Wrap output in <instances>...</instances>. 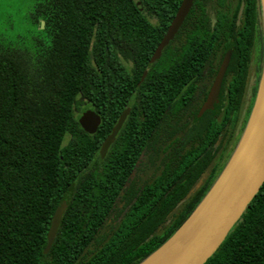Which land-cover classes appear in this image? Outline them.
I'll use <instances>...</instances> for the list:
<instances>
[{"label":"trees","instance_id":"16d2710c","mask_svg":"<svg viewBox=\"0 0 264 264\" xmlns=\"http://www.w3.org/2000/svg\"><path fill=\"white\" fill-rule=\"evenodd\" d=\"M133 7L132 0H37L35 11L55 34L42 62L33 66L22 51L0 52V264H140L192 213L236 148L262 72L261 9L262 61L246 107L248 80L239 67L246 76L249 53L241 66L239 58L254 10L238 35L231 22L237 48L230 68L239 77L227 82L221 109L184 124L183 135L168 141L161 86L139 81V72L115 57L114 45L129 43ZM223 33L214 39L226 42ZM183 83L172 105L190 99L192 82ZM87 103L101 115L91 132L77 121ZM130 103L101 158L102 140ZM66 193L47 247L51 217ZM203 264H264V182Z\"/></svg>","mask_w":264,"mask_h":264},{"label":"flooded vegetation","instance_id":"af4514ba","mask_svg":"<svg viewBox=\"0 0 264 264\" xmlns=\"http://www.w3.org/2000/svg\"><path fill=\"white\" fill-rule=\"evenodd\" d=\"M182 1L132 0L134 7L129 11L132 24L129 43L113 47L115 57L127 67L129 72L133 74L139 72V81L147 80L149 87L154 85L152 88L161 86L168 104L163 110L160 124L166 128L164 134L168 141L183 135L184 124L190 127L193 123H199L208 113L221 109V97L227 92V82L239 77L235 75V69L230 68L232 56L237 48L235 41H231L229 37L230 25L233 22L237 34L249 24V21L245 22V16L250 15L253 10L256 12V21L250 34V42L246 47H242V56L239 58L241 66L249 53V68L246 76L245 68L239 67L242 71L241 75L244 74L242 76L248 80V83L251 79L252 83L255 80L257 66L259 61H262L260 0H191L173 35L162 47L159 55L152 58ZM247 26L251 29V25ZM216 31L224 32L223 38L225 37L226 42L220 41L219 38L214 39ZM227 49H230L231 53L216 100L211 107L201 110ZM139 65L143 66L139 67ZM186 79L192 82L190 99L184 105L181 100L178 106L172 105V102L182 95L183 81ZM246 92L245 107L249 99H246ZM134 94L131 97H134ZM127 106H129L128 116L131 112V103L125 107ZM99 116L101 122V115Z\"/></svg>","mask_w":264,"mask_h":264},{"label":"water","instance_id":"95a60500","mask_svg":"<svg viewBox=\"0 0 264 264\" xmlns=\"http://www.w3.org/2000/svg\"><path fill=\"white\" fill-rule=\"evenodd\" d=\"M191 0H183L167 32L157 45L153 57L177 29ZM264 30V0H260ZM227 49L211 89L201 108L211 107L216 100L222 75L230 57ZM129 112V106L119 114L110 132L102 140L98 153L103 158L114 142ZM77 121L86 132L96 129L100 116L91 103L83 106ZM264 182V60L253 108L245 130L228 162L215 182L180 227L140 264H203L218 248L230 229L240 219L248 203ZM199 217L179 235V231L194 213L209 200ZM69 195L64 194L57 203L47 234V247L57 232L61 216L67 206ZM178 235V236H177Z\"/></svg>","mask_w":264,"mask_h":264},{"label":"rangeland","instance_id":"374dc122","mask_svg":"<svg viewBox=\"0 0 264 264\" xmlns=\"http://www.w3.org/2000/svg\"><path fill=\"white\" fill-rule=\"evenodd\" d=\"M36 1L0 0V52L16 55L22 51L33 66L42 62V56L55 35L53 24H46L43 16L35 11ZM251 84L252 79L247 86L246 99L249 98Z\"/></svg>","mask_w":264,"mask_h":264},{"label":"bare ground","instance_id":"6f19581e","mask_svg":"<svg viewBox=\"0 0 264 264\" xmlns=\"http://www.w3.org/2000/svg\"><path fill=\"white\" fill-rule=\"evenodd\" d=\"M211 201V197L209 200H206L202 206L194 213V215L189 219V221L182 227V229L179 231L178 235L185 229H187L198 217L199 215L202 213L203 209L205 208V206ZM177 235V236H178Z\"/></svg>","mask_w":264,"mask_h":264}]
</instances>
